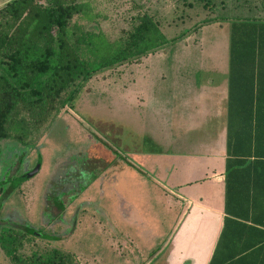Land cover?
<instances>
[{
	"label": "rangeland",
	"instance_id": "obj_1",
	"mask_svg": "<svg viewBox=\"0 0 264 264\" xmlns=\"http://www.w3.org/2000/svg\"><path fill=\"white\" fill-rule=\"evenodd\" d=\"M91 9L95 21L78 22L109 41L124 36L142 15L175 39L72 86L71 105L37 132L33 143L0 140V223L49 232L42 225L44 210L63 188L61 222L49 232L55 237L26 236L21 252L57 248L72 253V264H154V252L178 213L166 207L153 177L163 181L157 171L164 170L169 150L195 145L193 139L166 141V90L181 80L175 61L186 55L226 59L230 21L264 20V5L262 0H91ZM120 90H126L127 100ZM142 91L143 99L151 97L143 105L129 100ZM136 152L151 155L154 165L144 173L137 170ZM125 160L131 164H122ZM37 163L34 175L13 185ZM162 259L160 254L157 260ZM0 264H12L2 251Z\"/></svg>",
	"mask_w": 264,
	"mask_h": 264
},
{
	"label": "trees",
	"instance_id": "obj_2",
	"mask_svg": "<svg viewBox=\"0 0 264 264\" xmlns=\"http://www.w3.org/2000/svg\"><path fill=\"white\" fill-rule=\"evenodd\" d=\"M78 20L95 21L91 0L0 6V140L33 143L71 105L72 86L175 39L148 15L114 41ZM228 54L225 215L207 264H264V20L232 19ZM31 234L0 225V251L12 264H72V253L57 248L21 252Z\"/></svg>",
	"mask_w": 264,
	"mask_h": 264
},
{
	"label": "crops",
	"instance_id": "obj_3",
	"mask_svg": "<svg viewBox=\"0 0 264 264\" xmlns=\"http://www.w3.org/2000/svg\"><path fill=\"white\" fill-rule=\"evenodd\" d=\"M177 59H180L175 62L181 80L177 79L166 90V141L174 144L182 142L183 138L186 142L193 139L191 143L195 145L188 150H169L164 170L157 171L163 181L153 177L161 187L160 195L166 207L174 209L178 216L151 261L154 264H207L225 215L229 54L224 60L216 57L214 61L192 55ZM243 88L245 86L240 85V89ZM125 91L120 90V95L127 100ZM145 94L142 91L128 97L143 105L147 97L151 99L150 96L143 99ZM136 154L138 171L144 173V167L154 165L149 153L136 152L134 156ZM130 162L125 160L122 164ZM160 254L164 260H157Z\"/></svg>",
	"mask_w": 264,
	"mask_h": 264
},
{
	"label": "flooded vegetation",
	"instance_id": "obj_4",
	"mask_svg": "<svg viewBox=\"0 0 264 264\" xmlns=\"http://www.w3.org/2000/svg\"><path fill=\"white\" fill-rule=\"evenodd\" d=\"M63 190L64 189L61 188L60 191L57 192L59 194L57 195V197H53L54 200H51L49 198L50 203L46 206V208L44 210V217L42 218V225L44 227H46L49 230V232H52V227L54 224L61 222L59 216L63 211V204L61 202L59 195H61L60 192H64ZM45 217H47V219ZM0 225H7L10 227H13L6 222H2V223H0ZM13 228H15V227H13ZM16 229H18V228H16ZM33 229L34 228H32V227L29 228V230H30L29 232L32 233ZM34 230L39 233V235H37V236L45 237L48 240L55 237L54 234H51L48 231H43L40 229H34Z\"/></svg>",
	"mask_w": 264,
	"mask_h": 264
},
{
	"label": "water",
	"instance_id": "obj_5",
	"mask_svg": "<svg viewBox=\"0 0 264 264\" xmlns=\"http://www.w3.org/2000/svg\"><path fill=\"white\" fill-rule=\"evenodd\" d=\"M39 168V163L36 164L35 170H28L26 172H24L22 175L18 176V178L16 179V181L21 182L23 180H26L28 178H30L32 175H34L35 171ZM32 234L37 236L39 235V233L35 230L32 231Z\"/></svg>",
	"mask_w": 264,
	"mask_h": 264
}]
</instances>
